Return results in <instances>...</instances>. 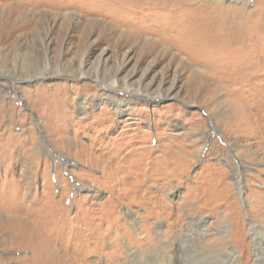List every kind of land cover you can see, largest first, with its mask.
<instances>
[{
  "label": "rangeland",
  "instance_id": "rangeland-1",
  "mask_svg": "<svg viewBox=\"0 0 264 264\" xmlns=\"http://www.w3.org/2000/svg\"><path fill=\"white\" fill-rule=\"evenodd\" d=\"M228 250L264 261V0H0V264Z\"/></svg>",
  "mask_w": 264,
  "mask_h": 264
},
{
  "label": "bare ground",
  "instance_id": "bare-ground-1",
  "mask_svg": "<svg viewBox=\"0 0 264 264\" xmlns=\"http://www.w3.org/2000/svg\"><path fill=\"white\" fill-rule=\"evenodd\" d=\"M114 83H117L116 81H114ZM115 85V84H114ZM255 244L257 246V250L259 251L262 247L261 243H260V237L256 235L255 237ZM225 254L228 258V261L231 263V264H238V261H237V258L235 257L234 253L231 252V250H228L227 252H225ZM223 255V254H222ZM258 256V255H257ZM260 260V259H259ZM227 261V262H228ZM151 264V263H150ZM260 264V262H259ZM262 264H264V261H262Z\"/></svg>",
  "mask_w": 264,
  "mask_h": 264
}]
</instances>
